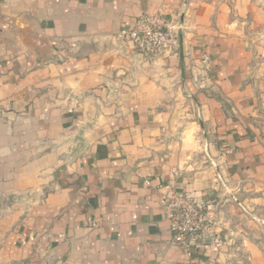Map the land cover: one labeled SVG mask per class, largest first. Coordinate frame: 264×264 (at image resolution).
Listing matches in <instances>:
<instances>
[{"label": "crops", "instance_id": "0c3cea01", "mask_svg": "<svg viewBox=\"0 0 264 264\" xmlns=\"http://www.w3.org/2000/svg\"><path fill=\"white\" fill-rule=\"evenodd\" d=\"M0 264H264V0H0Z\"/></svg>", "mask_w": 264, "mask_h": 264}, {"label": "built area", "instance_id": "2783aa9c", "mask_svg": "<svg viewBox=\"0 0 264 264\" xmlns=\"http://www.w3.org/2000/svg\"><path fill=\"white\" fill-rule=\"evenodd\" d=\"M144 56H154L177 39L176 28L164 15L145 14L123 32ZM211 205L184 192H174L167 202V213L174 243L188 247L208 234L215 224L210 219Z\"/></svg>", "mask_w": 264, "mask_h": 264}]
</instances>
